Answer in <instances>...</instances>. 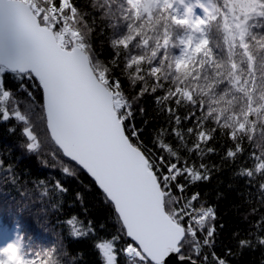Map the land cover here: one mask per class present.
I'll use <instances>...</instances> for the list:
<instances>
[{
  "label": "snow or ice",
  "instance_id": "snow-or-ice-1",
  "mask_svg": "<svg viewBox=\"0 0 264 264\" xmlns=\"http://www.w3.org/2000/svg\"><path fill=\"white\" fill-rule=\"evenodd\" d=\"M83 17L75 0H0V123L15 121L8 132L20 129L21 147L52 157L66 177L86 173L92 183L85 188L97 192L115 225L105 235L107 225H97L89 217L84 196L77 192L88 219L71 215L62 221L69 235L89 239L102 264H232V258L245 250L264 248V152H246L231 130L228 143H219L218 129L205 130L189 114L181 118L180 96L191 100V93L173 88L169 102L170 92L155 87L167 83L158 79L160 67L149 63L145 69L144 55L125 56L121 62L120 50L131 47L127 38H111L112 58L99 59ZM172 19L189 23L177 16ZM204 23L198 21L197 27ZM138 38L139 33L131 39ZM149 43L143 41L145 46ZM163 43L167 45L168 39ZM208 45L204 39L194 54ZM192 70L187 57L175 63L177 74L191 75ZM10 78L18 82L15 91L8 87ZM18 92L26 94V103L17 99ZM146 95L153 96L157 112L165 115V124L151 130L140 104ZM245 127L239 125L240 130ZM213 155L221 164L238 165L237 175L249 183L261 178L257 191L262 207L248 213L258 219L250 223L246 235L233 233L235 250L220 239L224 225L218 223L216 207L193 187L219 170L205 162ZM13 168L0 159V171L12 173ZM10 178L16 182L15 176ZM68 193L61 179L43 189L44 196H57L60 203ZM14 225L15 239L0 248V264H61L58 254L67 255L62 237L58 235L56 245L46 252L31 256L19 224ZM12 230L0 224V236L7 237Z\"/></svg>",
  "mask_w": 264,
  "mask_h": 264
},
{
  "label": "trees",
  "instance_id": "trees-1",
  "mask_svg": "<svg viewBox=\"0 0 264 264\" xmlns=\"http://www.w3.org/2000/svg\"><path fill=\"white\" fill-rule=\"evenodd\" d=\"M75 3L84 13L85 33L91 30V43L99 59L107 62L112 58L111 38H127L131 47L120 50L121 62L125 56L144 55L147 58L145 69L149 63L160 67L158 79L167 83L155 87L170 92L169 102L175 95L173 88L191 93V100L183 94L180 96L181 118L189 114L205 130L218 129L215 135L219 143H228L227 134L231 130L246 152L252 149L264 152V0H256L252 16L247 17V23L236 32L226 29L227 21L223 18L225 10L237 8L235 0H194L200 19L205 21L200 27L194 19H188V24L174 23L165 0H136V3L130 0H75ZM214 9L215 13L212 12ZM137 33L139 38L133 42L131 38ZM230 33L237 42H231ZM197 37L202 41L207 39L209 45L199 55L186 49V56L181 58V49ZM165 38L167 45L163 43ZM145 40L150 42L147 46L143 44ZM185 57L193 62L191 75L175 71L176 61ZM7 84L14 91L18 88L14 79L10 78ZM147 84L149 89L153 86L152 76L148 77ZM124 86L128 87V81H124ZM161 94L157 92V95ZM17 99L22 104L28 101L26 94L21 92L17 93ZM140 104L151 120L149 130L165 124V115L157 112L153 96H144ZM139 120L137 109V122ZM15 124V121L0 123V159L6 165L14 166L12 173L0 171V224L13 229L7 237L0 236V248L15 239L14 222H17L25 251L31 256L54 247L59 235L67 252V255L58 254L61 264H102V257L92 242L72 238L69 227L62 223L71 215L87 221L88 217L84 216L76 200V193L80 192L90 210L89 217L97 225H107L105 235L114 231V222L100 196L85 188L92 183L91 178L86 173L78 178L66 177L52 157L28 153L21 147L24 137L20 129L17 128L15 134L8 132ZM240 124L246 126L244 130H240ZM205 162L217 165L219 170L211 172L209 181L194 185V190L201 192L208 204L216 207L218 223L224 225L220 239L235 250L233 233L246 235L250 223L258 219L248 213L252 207H262L257 191L261 178L249 183L247 177L237 175L238 165L221 164L217 155L206 157ZM12 176H15V183ZM56 179H61L69 188L62 203L57 196L43 195L44 187L51 189ZM232 264H264V248L247 249L232 258Z\"/></svg>",
  "mask_w": 264,
  "mask_h": 264
},
{
  "label": "rangeland",
  "instance_id": "rangeland-1",
  "mask_svg": "<svg viewBox=\"0 0 264 264\" xmlns=\"http://www.w3.org/2000/svg\"><path fill=\"white\" fill-rule=\"evenodd\" d=\"M165 1L171 9L173 17L177 16L181 20L194 19L196 24L198 21H200V15H199V12H197L196 4L188 3L189 4L188 5L187 0H165ZM235 1H236L237 8L231 7L229 11L225 10V12L223 13V18L225 17L227 21L226 26H225L226 29L228 30L231 29L234 32H236L238 28L241 27L243 24L247 23V17L249 18L252 16L253 14L252 10H253V5H254L255 0H235ZM250 11L252 12L249 13ZM213 12L215 11L213 10ZM241 12H243L242 13L243 15L241 14ZM242 17H245L244 20ZM229 39L231 40L232 43L237 42V40L232 35V33H230ZM201 41H202V38L195 39V43H193L192 45L193 48H195L196 45L200 43ZM184 49H188V47L185 46L183 49H181L182 50L181 58H183V56H186Z\"/></svg>",
  "mask_w": 264,
  "mask_h": 264
}]
</instances>
